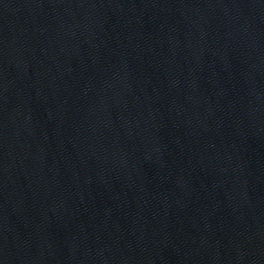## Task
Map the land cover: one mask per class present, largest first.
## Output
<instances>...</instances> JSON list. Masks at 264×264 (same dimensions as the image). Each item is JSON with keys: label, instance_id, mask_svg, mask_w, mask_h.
<instances>
[{"label": "water", "instance_id": "1", "mask_svg": "<svg viewBox=\"0 0 264 264\" xmlns=\"http://www.w3.org/2000/svg\"><path fill=\"white\" fill-rule=\"evenodd\" d=\"M0 264H264V0H0Z\"/></svg>", "mask_w": 264, "mask_h": 264}]
</instances>
